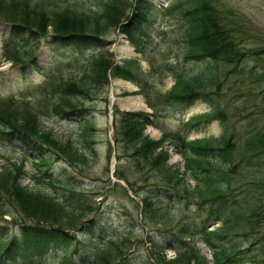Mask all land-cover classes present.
Instances as JSON below:
<instances>
[{"label": "rangeland", "instance_id": "374dc122", "mask_svg": "<svg viewBox=\"0 0 264 264\" xmlns=\"http://www.w3.org/2000/svg\"><path fill=\"white\" fill-rule=\"evenodd\" d=\"M28 1L32 7L37 6L49 14L63 12L67 13L64 16L75 17L94 14V20L108 21L105 6L109 0ZM148 1L155 7L152 23L147 28L150 41L145 51L138 52L118 25L100 26L99 30L107 34L100 42L107 49L110 60L116 65L139 61L143 82L138 84L113 75L111 69L108 82L103 75L102 78L96 76L93 81V72L89 73L87 88L90 93L81 94L82 99L78 102L90 108L85 116L76 114L63 118L50 111L42 113V102L48 91L52 94L58 89L61 75L63 79L73 75L84 79L93 61L91 52L70 51L54 42L53 26L39 38L23 36V40H14L12 24L7 20L0 21V109L4 121H8L11 113L29 112L39 118L43 130L51 131L61 143H71L86 157V160L70 161L56 150L48 149L45 163L40 161V156H33L19 139L0 137V172L7 168L16 171L22 185L67 209L68 215L62 218L67 227L62 229L69 233L73 247L88 256L101 251L112 264L128 261L160 264L164 257L172 260L185 254L181 264H197L204 255L209 264H215L214 250L199 232L209 218L200 201L182 187L174 190L152 166H144L139 156H133L134 150L127 142L120 141L122 137L116 126L123 113L147 112L152 123L146 126L145 134L153 140L166 137L164 148L170 153L168 163L182 172H186L179 148L182 143L174 139V133H181L188 140L215 139L226 134L236 143L234 192L239 199L247 197L254 201L253 195L258 193L264 200V154L253 158L257 150L251 151L248 142L264 126V58L252 53L257 49L264 56V0H209L244 53L237 64L188 58L190 26L182 17L185 6L180 10L179 0ZM136 2L129 0L124 8L116 7L111 14H115L116 20L112 18V22L117 23L133 14ZM7 39L14 43L9 49L3 43ZM121 40L128 43L132 53L127 47L120 48ZM133 69L137 71L135 66ZM177 73L200 76L198 85L201 88L198 90L203 96L185 111L177 104L161 102L174 86ZM117 80L120 84L114 89ZM127 82L135 88L128 87ZM54 98L57 101L59 97ZM133 100L141 101L144 106H135ZM148 100L155 103L157 109L150 107ZM216 111H222L223 120L206 119L197 127L191 129L189 126L188 132L183 129L193 117ZM0 124L5 125L3 121ZM222 169L229 168L224 165ZM186 182L191 186L196 184L192 172L186 173ZM3 205L6 212L0 217V224L5 226L4 234L10 230L19 231L20 222L24 225L43 222L38 220L39 213L31 218V210L26 211L21 204L7 198ZM55 227L60 233L61 229ZM223 227L222 220L211 219L208 223L210 231ZM226 234L224 238L212 237L217 247L249 249L256 243L253 251L247 254L246 264H251L252 258L264 260V232L261 235L245 234L244 229L236 227ZM66 251L65 247L42 249L33 253L32 258L37 264H68L62 261Z\"/></svg>", "mask_w": 264, "mask_h": 264}, {"label": "trees", "instance_id": "16d2710c", "mask_svg": "<svg viewBox=\"0 0 264 264\" xmlns=\"http://www.w3.org/2000/svg\"><path fill=\"white\" fill-rule=\"evenodd\" d=\"M0 0V21L7 20L12 24V38L18 40L23 36L26 38H39L48 33V27H54L53 41L62 47H71L77 50L91 51L92 63L89 64L84 79L76 75L70 76L69 79L58 80V89L51 94L48 91L44 95L42 113L50 111L55 115L63 118H70L76 114L85 116L90 108L83 107L78 103L81 94L89 95L88 74L93 72L94 79L96 76L103 78L108 82V71L112 70L113 75L131 80L141 84L143 72L140 68L139 61H129L124 65H116L114 60H110L109 54L105 47H102L101 40L107 36L105 32H100V26L110 28L113 24L120 27V31L126 34L130 42L135 46L138 52H143L150 41L147 28L152 23V12L154 4L148 0H137L136 9L133 14L120 19L119 22H112V12L116 7L124 8L126 1L129 0H109L111 4H106L107 9L105 18L108 20H94V14L84 17L64 16L67 13L50 12L39 7H32L28 0ZM182 4L179 8L185 6L182 10V17L189 24V39H187L188 58L198 61L218 62L237 64L242 60V53L237 47V42L231 35V31L226 27L223 19L220 18L218 9L209 0H179ZM104 12V11H103ZM102 12V13H103ZM95 13V14H102ZM113 20H116L113 18ZM6 48L12 47L14 43L5 40ZM256 57L264 58L261 51L253 49L252 52ZM9 58V56H8ZM135 66V71L133 69ZM58 69H61L59 67ZM57 69V70H58ZM56 70V71H57ZM174 86L164 95L166 105L179 106L182 111L190 108L198 99L203 96V92L198 85L199 75L185 76L177 73ZM84 82L85 84H80ZM143 82V81H142ZM93 83V82H92ZM78 95V96H77ZM58 96V100L54 98ZM77 96V97H75ZM159 96H161L159 94ZM163 97V96H162ZM55 101V102H54ZM149 106L156 108V104L147 101ZM167 102V103H166ZM8 121H4L3 112L0 109V137L1 139H19L31 154L35 157L40 156V161L45 162L44 156L48 149H54L61 153L66 159L74 161L76 159L86 160L84 154L75 149L71 143H61L51 131L41 128V121L35 118L31 113H14ZM223 120L222 111L213 113H204L198 117H193L183 126L187 132L189 126L197 127L206 119ZM152 123L147 112H126L123 113L120 120L117 121V131L121 135L120 141H126L134 150L133 156H139V161L144 166H152L162 180H167L174 190L182 187L187 194H191L200 205L205 209L209 218L204 221L203 230L199 231L204 234L206 243L214 250L215 264H246L247 254L252 252L254 247L249 249H235L228 246L217 247L212 240L213 236L224 238L226 232L240 227L245 230V234H263L264 232V200L254 193L253 200L244 197L239 199L232 188L233 175L236 173L237 165L234 163V146L226 134L215 139H195L188 140L181 133H174V139L181 141L180 149L185 160L186 172L179 168L169 165L170 154L164 148L166 137L161 140H153L144 130L147 125ZM249 149L256 151L252 157L255 158L264 154V126L257 130L249 139ZM184 147V148H182ZM46 163V162H45ZM229 169H222L223 166ZM148 166V167H149ZM12 169H5L0 172V217L4 214L3 201H13L21 204L24 210L33 212L29 217L33 218L35 213L40 214L39 221L32 225H24L20 222V230L4 234V225L0 224V264H31L34 263L32 254L38 250L66 248L62 261L68 264H112L102 256V252L88 256L81 252L78 247H73L72 239L62 228L67 227L62 221L63 216H67V209L61 205H56L42 193L26 187L20 183L19 173ZM21 172V171H19ZM192 172L196 178L194 186L186 182V173ZM172 183V184H171ZM180 185V186H179ZM188 195V196H189ZM259 201L256 202V200ZM37 202V203H36ZM56 223H53L54 221ZM57 219V220H56ZM211 219L222 220L224 227L216 231L208 229V223ZM46 223V224H44ZM61 229L60 233L56 227ZM7 228V227H6ZM14 233V234H13ZM191 236V234H189ZM171 247V245H169ZM181 252V251H180ZM33 254V255H34ZM85 254V255H84ZM78 255V256H76ZM185 254H180L177 258L166 260L165 257L160 264H181L184 261ZM96 259V260H93ZM251 264H260L256 258H252ZM35 264H37L35 262ZM123 264H133L128 261ZM197 264H209L204 255H201Z\"/></svg>", "mask_w": 264, "mask_h": 264}, {"label": "bare ground", "instance_id": "6f19581e", "mask_svg": "<svg viewBox=\"0 0 264 264\" xmlns=\"http://www.w3.org/2000/svg\"><path fill=\"white\" fill-rule=\"evenodd\" d=\"M125 47H127L126 49L128 50V52H130V53L133 52L132 50L128 49V43H126L125 40H121L120 48L124 49ZM129 48H130V47H129ZM119 84H120V81L117 80V81L114 83V86H113L114 89H115V85L117 86V85H119ZM127 84H128V87H130L131 89L135 88V86H134L132 83L127 82ZM132 103H133L135 106H137V107H138V106H144V103H142L141 101H138V100H133ZM203 246H204V244H203Z\"/></svg>", "mask_w": 264, "mask_h": 264}]
</instances>
